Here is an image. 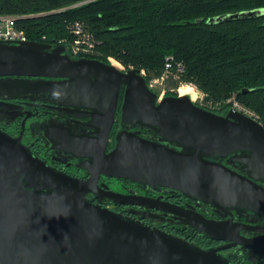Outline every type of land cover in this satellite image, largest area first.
<instances>
[{
    "label": "water",
    "instance_id": "water-1",
    "mask_svg": "<svg viewBox=\"0 0 264 264\" xmlns=\"http://www.w3.org/2000/svg\"><path fill=\"white\" fill-rule=\"evenodd\" d=\"M263 13L264 9H255L210 21ZM0 75L66 78L4 80L0 88L12 95L47 92L61 100H86L102 112V139L87 153L92 161L86 180L53 171L27 152L19 138L13 140L0 132V264H233L213 249L101 207L85 194L91 181L105 174L164 186L214 205L264 213V187L255 182H264V126L260 121L232 107L225 115L217 114L186 94L159 99L140 70L121 71L112 62L97 58L74 59L64 45L0 42ZM121 85L125 86L124 122L141 123L190 151L123 132L115 148L106 153ZM201 155L230 156L243 163L250 177ZM188 213L179 222L200 234L214 237L225 228L224 223Z\"/></svg>",
    "mask_w": 264,
    "mask_h": 264
},
{
    "label": "trees",
    "instance_id": "trees-1",
    "mask_svg": "<svg viewBox=\"0 0 264 264\" xmlns=\"http://www.w3.org/2000/svg\"><path fill=\"white\" fill-rule=\"evenodd\" d=\"M255 9L264 0H0V15L25 16L17 25L30 40L55 46L80 22L95 41L87 57L143 69L147 84L172 57L183 71L165 80L166 95L191 84L204 108L224 113L235 100L264 126V13L210 21Z\"/></svg>",
    "mask_w": 264,
    "mask_h": 264
},
{
    "label": "flooded vegetation",
    "instance_id": "flooded-vegetation-1",
    "mask_svg": "<svg viewBox=\"0 0 264 264\" xmlns=\"http://www.w3.org/2000/svg\"><path fill=\"white\" fill-rule=\"evenodd\" d=\"M70 56L74 59L87 57ZM17 79L34 82L62 81L66 78L0 75V82ZM94 80L91 78L92 82ZM124 92L125 86L121 85L113 122L107 136L106 153L115 148L117 139L123 132L135 133L169 148L190 151L167 142L155 130L142 127L141 123L124 122L121 117ZM169 95L165 94L163 97ZM86 104V100L68 98L61 100L47 92L12 95L0 88V132L13 140L19 138L21 146L27 152L53 171L86 180L91 176L87 166L92 161V156L87 153L100 144L102 139L100 137L102 112L96 106ZM213 112L225 115L227 111ZM238 154L241 153L234 155ZM201 156L250 177V171L244 169L243 163L230 156L222 158ZM91 182L85 196L101 207L181 237L203 249H213L233 264H264V213L242 207L202 202L164 186L151 187L123 177L98 174ZM255 182L264 187L263 181ZM188 212H195L207 219L224 223L225 228L214 237L200 234L179 222L186 218L185 214H189Z\"/></svg>",
    "mask_w": 264,
    "mask_h": 264
},
{
    "label": "built area",
    "instance_id": "built-area-1",
    "mask_svg": "<svg viewBox=\"0 0 264 264\" xmlns=\"http://www.w3.org/2000/svg\"><path fill=\"white\" fill-rule=\"evenodd\" d=\"M22 17L25 16L0 15V42L18 44L22 41L30 40L25 31L17 25V20ZM69 32L72 37L70 39L63 38L58 40L55 46H66V51L73 56H87L92 53L95 41L92 34L84 28L82 23L74 22L69 25ZM108 59L112 60L113 58L108 57ZM182 71L183 63L175 62L172 57H167L162 75L159 78L151 79L148 82V86H153L154 84L160 85L161 90L158 97L161 98L166 92V87L164 85L165 80L170 76L176 77V75ZM140 73L145 76V71L143 69L140 70ZM231 107L258 120V116L255 113L235 100H231Z\"/></svg>",
    "mask_w": 264,
    "mask_h": 264
},
{
    "label": "rangeland",
    "instance_id": "rangeland-1",
    "mask_svg": "<svg viewBox=\"0 0 264 264\" xmlns=\"http://www.w3.org/2000/svg\"><path fill=\"white\" fill-rule=\"evenodd\" d=\"M110 62H112V63H114V64H116L119 68H124V69H128L129 67H127V68H125L120 62H118L117 60L115 61V60H109ZM141 74V73H140ZM142 75V74H141ZM148 85V84H147ZM182 86H188V87H191L192 88V90L194 91V93H195V99H193L192 101H194L195 103H197V104H202L203 103V100H202V98H203V94L200 92V91H198L193 85H191V84H180L179 86H178V88H180V87H182ZM152 91H154L156 94H157V97L160 95V88H161V86L160 85H157V84H154L153 86H148ZM178 88H175L176 89V92H177V94H179V92H178ZM165 95V94H164ZM187 95V94H186ZM189 96V95H188ZM163 97V96H162ZM190 97V96H189ZM191 98V97H190Z\"/></svg>",
    "mask_w": 264,
    "mask_h": 264
},
{
    "label": "bare ground",
    "instance_id": "bare-ground-1",
    "mask_svg": "<svg viewBox=\"0 0 264 264\" xmlns=\"http://www.w3.org/2000/svg\"><path fill=\"white\" fill-rule=\"evenodd\" d=\"M112 64H113L114 67L119 68L116 64H114V63H112ZM178 92H179L180 95H185V94L189 95L192 100L195 99V96H196L194 91L192 90V88L188 87V86L180 87Z\"/></svg>",
    "mask_w": 264,
    "mask_h": 264
}]
</instances>
